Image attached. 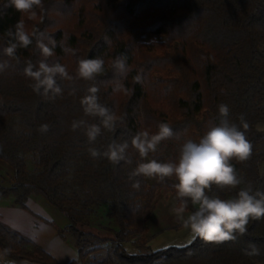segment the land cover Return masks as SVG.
<instances>
[{
    "label": "trees",
    "instance_id": "obj_1",
    "mask_svg": "<svg viewBox=\"0 0 264 264\" xmlns=\"http://www.w3.org/2000/svg\"><path fill=\"white\" fill-rule=\"evenodd\" d=\"M6 3L0 0V60L7 59L2 55L10 39L6 33L23 21L29 33L54 38L51 59L65 64L70 75L79 59L97 56L105 60V70L94 81L58 79L62 95L52 98L34 92V82L23 74L27 62L41 58L35 38L27 49L17 50L18 60L0 73V160L13 170V182L0 184V198L12 196L13 206L26 208L30 197L40 195L63 214L69 223L58 233L78 254L69 264H264V219L250 221L248 232L236 241L214 245L193 238L153 249L138 235L159 192L176 194L174 180L150 185L137 177L141 186L134 189L129 174L140 160L134 149L129 148L133 162L118 165L88 151L102 152L113 139L130 142L141 130L155 133L163 122L174 136L149 158L174 160L185 140H198L209 122L219 123L223 103L230 123L240 125L243 114L249 125L252 155L242 163L232 161L244 181L240 187L264 191V0H42L34 18ZM138 34L164 35L167 41L140 43ZM121 54L131 69L123 79L128 91L114 92L112 61ZM138 74L140 83L134 80ZM93 85L100 103L118 120L114 131L102 128L89 144L83 128L73 131L71 124L81 119L99 124V118L85 116L80 103ZM43 124L49 125L46 133L39 131ZM237 190L213 186L210 194L227 198ZM102 208L117 228L97 219ZM133 239L132 252L126 243ZM248 242L260 247V256L243 254ZM0 251L15 264H61L5 222H0Z\"/></svg>",
    "mask_w": 264,
    "mask_h": 264
},
{
    "label": "clouds",
    "instance_id": "obj_2",
    "mask_svg": "<svg viewBox=\"0 0 264 264\" xmlns=\"http://www.w3.org/2000/svg\"><path fill=\"white\" fill-rule=\"evenodd\" d=\"M5 7H12L17 12L34 18L37 14L35 9L42 7V0H7ZM6 35L10 39L7 46L2 48V55L7 59L0 60V73L11 67L12 60H18L17 50L27 49L35 38L41 58L36 64L27 62L23 74L34 82L30 86L37 94L55 98L62 95L63 91L58 79L94 81L105 70V60L97 56L79 59L75 75H70L65 64L58 59H51L55 56L54 38L40 31L29 33L23 21L15 25L14 31L8 30ZM105 44H110V41L106 40ZM64 51L75 54L74 49L67 47ZM112 67L115 76L113 91L127 92L128 89L123 84V79L131 71L127 56L121 54L115 57ZM134 80L140 83L142 76L138 74ZM98 92L97 86H90L80 103L85 116L99 118V124H89L84 119L73 121L71 124L73 131L83 128L89 144L94 143L102 134V128L114 131L118 120L112 109L100 103ZM218 112L219 123L209 122L208 130L198 140H185L174 160L161 161L154 155L149 159L150 154L157 152L161 142L174 136L173 129L163 122L159 123L155 133L141 130L130 142H117L113 139L102 152L94 147H90L88 151L93 158H105L113 165H118L121 162L131 164L133 161L129 156V148L134 149L140 160L129 174V180H134L132 188L139 190L141 186L137 177L157 179L161 182L173 179L177 203L173 204L171 212L184 229L194 238L208 244L221 245L236 241L248 232L250 221L264 219V191H254L251 185L240 187L244 181L232 163L233 160L245 162L252 155L253 145L246 135L249 125L244 115L239 116L240 125H237L230 123V109L226 104L221 103ZM48 130V124L39 128L41 133ZM213 186L220 191L238 190L235 195L222 198L218 194H210ZM8 251L6 249L4 254ZM242 251L248 257L261 255L260 247L254 242H248Z\"/></svg>",
    "mask_w": 264,
    "mask_h": 264
},
{
    "label": "rangeland",
    "instance_id": "obj_3",
    "mask_svg": "<svg viewBox=\"0 0 264 264\" xmlns=\"http://www.w3.org/2000/svg\"><path fill=\"white\" fill-rule=\"evenodd\" d=\"M138 42H152V41H167V37L159 34H138L136 36ZM150 159V158H149ZM262 171L264 172V163L262 164ZM150 185H153L159 180L147 178ZM13 182V170L5 162L0 160V184L10 185ZM35 199L42 201L40 195H34ZM12 196L6 199L8 204L12 205ZM4 201L3 198L0 202ZM177 203L176 194L171 190H161L158 194L157 205L151 213L148 221L145 223V229L142 234L138 235V238L145 240L153 249H159L169 245H185L191 242L194 238L190 232L184 229L180 221L176 218L175 214L171 212L173 204ZM49 210L55 215L52 224L58 228L65 227L69 220L61 214L59 211L48 205ZM97 219L105 224H109L117 228L116 223L112 218L107 215V208H102ZM42 220L39 219V222ZM60 235V234H59ZM61 236V235H60ZM62 237V236H61ZM66 243L72 245L70 241L62 237ZM133 239L126 243L129 251H135V245ZM98 256V254H95ZM10 259L1 256L0 264H13ZM18 264V263H17ZM21 264H25V261ZM27 264H32L27 262ZM38 264V263H35Z\"/></svg>",
    "mask_w": 264,
    "mask_h": 264
},
{
    "label": "crops",
    "instance_id": "obj_4",
    "mask_svg": "<svg viewBox=\"0 0 264 264\" xmlns=\"http://www.w3.org/2000/svg\"><path fill=\"white\" fill-rule=\"evenodd\" d=\"M35 198L32 196L28 199L26 208L10 205L6 198H3L4 201L0 202V222H5L33 238L61 264H69L78 259L73 245L66 243L52 224L56 217L49 210L48 204L43 199L38 201ZM39 219L42 221L39 222ZM0 254L5 257L1 251Z\"/></svg>",
    "mask_w": 264,
    "mask_h": 264
}]
</instances>
